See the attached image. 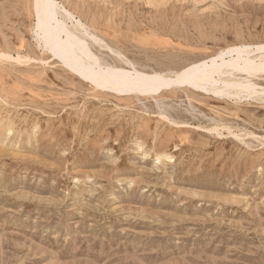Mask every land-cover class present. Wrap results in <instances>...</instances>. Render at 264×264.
Returning a JSON list of instances; mask_svg holds the SVG:
<instances>
[{
	"label": "rangeland",
	"instance_id": "1",
	"mask_svg": "<svg viewBox=\"0 0 264 264\" xmlns=\"http://www.w3.org/2000/svg\"><path fill=\"white\" fill-rule=\"evenodd\" d=\"M0 54V264H264V0H0Z\"/></svg>",
	"mask_w": 264,
	"mask_h": 264
},
{
	"label": "bare ground",
	"instance_id": "2",
	"mask_svg": "<svg viewBox=\"0 0 264 264\" xmlns=\"http://www.w3.org/2000/svg\"><path fill=\"white\" fill-rule=\"evenodd\" d=\"M49 7H51V6H49L48 4L46 5V7H45V11L48 13V16L47 17H49L50 15H52L51 14V9H52V7L51 8H49ZM52 18H53V20H54V17H53V15H52ZM49 19L50 20H52L51 19V16L49 17ZM59 28V27H58ZM53 30V29H52ZM62 31V30H61ZM58 33V32H57ZM58 36V35H57ZM51 37H52V35H51ZM73 39H75L74 37L68 42V46H66L65 45V52L67 53V54H76L75 53V50H74V47L77 45L76 43H75V40H73ZM57 41H58V39H57ZM79 40L77 39V42H78ZM63 48H64V46H63ZM1 56H2V54H0ZM71 57H74V56H71ZM76 58H77V55L75 56ZM263 57V56H262ZM243 60V59H242ZM264 60V59H263ZM246 61V60H245ZM85 69L86 68H88V67H84ZM83 68V69H84ZM85 69H84V72H86L85 71ZM89 69V68H88ZM87 70V69H86ZM88 71V70H87ZM152 78V77H151ZM155 78V77H154ZM154 78H152V79H154ZM158 78V77H157ZM159 80V79H158ZM127 81H129V80H127ZM168 83H162L158 88H160L161 86H167V85H169V81H167ZM111 83V82H110ZM112 84H114V83H112ZM116 85H120V84H116ZM133 85V84H132ZM112 86V85H111ZM114 88H119L118 86H113ZM158 88H153L152 90H158ZM132 89V88H131Z\"/></svg>",
	"mask_w": 264,
	"mask_h": 264
}]
</instances>
